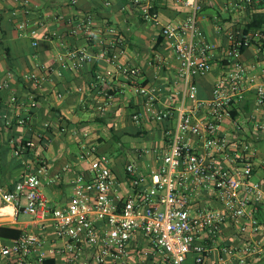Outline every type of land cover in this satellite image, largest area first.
<instances>
[{
	"label": "built area",
	"instance_id": "built-area-1",
	"mask_svg": "<svg viewBox=\"0 0 264 264\" xmlns=\"http://www.w3.org/2000/svg\"><path fill=\"white\" fill-rule=\"evenodd\" d=\"M128 3L143 22H157L151 0ZM259 4L260 0H234L233 8L253 12ZM185 6L190 13L184 20L160 29L177 62L179 90L143 85L139 71L121 62L122 41L107 22L97 25L92 16L79 15L70 29L51 35L50 41L63 49L68 37L90 42L97 58L114 65L133 96L141 99L142 110L134 111L132 122L160 125L165 143L141 151L152 155L156 167L142 173L130 161L119 180L111 156L97 153L89 134L74 129L89 169L87 176L78 174L72 180L65 205L53 207L44 196L43 188L54 185L57 176L42 162L11 190L0 187V200L32 225L9 243L0 236V264H45L56 258L61 264H185L189 257L193 264L264 261V221L259 219L264 181H252L257 164L264 169V27L217 25L215 32L223 39L212 43L198 27L196 1ZM30 16L22 9L16 27L36 48ZM245 53L247 60L242 59ZM67 59L79 68L92 57L79 50L60 53L57 62L62 70ZM215 68L211 96L201 100L196 80ZM24 78L37 88L45 80L34 74ZM7 89L9 83L0 84V91ZM248 100L250 110L241 117L239 107ZM16 101L10 97V103ZM30 146L26 140L20 149ZM49 230L60 245L49 244Z\"/></svg>",
	"mask_w": 264,
	"mask_h": 264
},
{
	"label": "crops",
	"instance_id": "crops-1",
	"mask_svg": "<svg viewBox=\"0 0 264 264\" xmlns=\"http://www.w3.org/2000/svg\"><path fill=\"white\" fill-rule=\"evenodd\" d=\"M76 1L72 6L71 0H0V84L9 83V89L0 91V187L11 190L38 163H45L51 175L57 176L54 185L43 188L44 196L53 207L68 202L76 175H88L89 161L81 158L79 139L72 135L74 129L89 134L88 140L95 145L97 153L111 156L112 170L119 180L123 179L124 166L130 161H134L142 173L156 167L152 155L144 156L141 151L159 149L165 143L160 125L146 120L140 124L132 122L134 111L142 110L141 99L133 96L132 88L114 65L97 58L91 43L81 36L68 37L63 49L50 41L53 33L70 29L79 15L92 16L97 25L107 22L122 41L121 62L139 71L143 85L167 87L172 91L181 87L176 76L177 62L160 37V29L189 15L185 2L196 1L200 7L198 27L212 43L222 38L215 32L217 25L226 28L244 24L251 14L248 10H235L234 0H151L157 22L149 24L141 20L137 8L130 6L128 0ZM22 9L31 12L30 26L38 39L36 48L32 47L30 38L17 30ZM256 9L257 13H264V0H260ZM78 50L85 51L92 59L79 68L73 67V62L67 59V67L62 70L58 66V55ZM248 58L249 53L242 57L243 60ZM46 69L51 70L47 73ZM30 74L45 79L39 88L24 78ZM217 74L215 68L196 80L201 100L210 98ZM11 96L16 97V103H10ZM33 100L36 101L34 106L31 105ZM161 103L167 104V97L161 98ZM177 103L178 99H174L172 105ZM250 107L251 100L242 103L239 116L245 117ZM8 121L10 126H5ZM26 140L31 146L21 150ZM124 154H128L130 160H124ZM252 181H264V169L259 164ZM259 219L264 221V211H260ZM31 228L28 217L0 200V230L17 233L15 237L0 235L4 243ZM48 233L49 244L60 245L51 230ZM192 262L189 257L185 264ZM61 263L62 260L56 258L45 264Z\"/></svg>",
	"mask_w": 264,
	"mask_h": 264
},
{
	"label": "trees",
	"instance_id": "trees-1",
	"mask_svg": "<svg viewBox=\"0 0 264 264\" xmlns=\"http://www.w3.org/2000/svg\"><path fill=\"white\" fill-rule=\"evenodd\" d=\"M258 9H255L253 12H250L249 18L247 22L244 24V29L246 30H252V29H258L262 26H264V13H257ZM115 140H118V137H115ZM5 233H8L7 235ZM1 236H8L11 235L12 237H15L17 233L15 231H10L6 229L0 230Z\"/></svg>",
	"mask_w": 264,
	"mask_h": 264
},
{
	"label": "rangeland",
	"instance_id": "rangeland-1",
	"mask_svg": "<svg viewBox=\"0 0 264 264\" xmlns=\"http://www.w3.org/2000/svg\"><path fill=\"white\" fill-rule=\"evenodd\" d=\"M129 142H132V144H137V145H139V144H141L140 142H138V143H136V141H129ZM128 143V142H127ZM127 146H128V144H127ZM126 146V147H127ZM120 150V149H119ZM125 156H124V160H130V157L128 156V154H124Z\"/></svg>",
	"mask_w": 264,
	"mask_h": 264
}]
</instances>
